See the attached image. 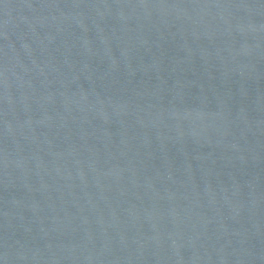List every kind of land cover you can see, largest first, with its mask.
Returning <instances> with one entry per match:
<instances>
[{
    "label": "water",
    "instance_id": "water-1",
    "mask_svg": "<svg viewBox=\"0 0 264 264\" xmlns=\"http://www.w3.org/2000/svg\"><path fill=\"white\" fill-rule=\"evenodd\" d=\"M0 264H264V0H0Z\"/></svg>",
    "mask_w": 264,
    "mask_h": 264
}]
</instances>
